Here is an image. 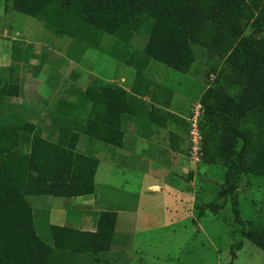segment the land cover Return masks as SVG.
<instances>
[{"label":"trees","instance_id":"16d2710c","mask_svg":"<svg viewBox=\"0 0 264 264\" xmlns=\"http://www.w3.org/2000/svg\"><path fill=\"white\" fill-rule=\"evenodd\" d=\"M15 6L19 13L44 21L55 35L89 47L98 45L104 34L127 39L136 31L154 47L143 54L148 60L182 73L191 66L194 45L218 56L223 64L213 72L240 92L232 96L223 88H209L200 99L202 161L226 174L219 194L197 209L201 218L229 209L232 237L237 233L264 252V216L245 220L237 195L243 176L264 178V0H15ZM249 23L257 24L261 34L245 36ZM14 72L9 70L6 80L1 71L0 107L6 97L19 96ZM157 92L141 83L130 91L110 84L93 88L87 96L100 108L96 118L76 127L81 133L63 129L58 143L34 134L21 119L19 125L0 129V264H91L90 255L106 257L115 237L116 212H102L96 232L52 226L48 243L37 234L32 203L39 197L95 193L100 161L77 152L81 134L122 148L124 116L133 121L141 116L144 128L149 122L165 127L180 120L157 109V103L163 108L169 104L159 102ZM142 95H151L156 103L150 112L138 101ZM24 143L30 145L26 154L19 151ZM242 248L243 242L232 248L231 264ZM98 258L94 262L100 263Z\"/></svg>","mask_w":264,"mask_h":264},{"label":"rangeland","instance_id":"374dc122","mask_svg":"<svg viewBox=\"0 0 264 264\" xmlns=\"http://www.w3.org/2000/svg\"><path fill=\"white\" fill-rule=\"evenodd\" d=\"M255 32L261 34L257 31V24L249 23L245 36ZM152 47L136 31L127 39L104 34L98 45L89 47L67 35H55L39 18L19 13L15 0H0V75L4 70L5 79L10 80L12 73L10 75L9 70L15 71L13 84L20 88L19 96L6 97L2 101L0 129L19 125L18 119H21L33 127L34 134L58 143L63 129L81 133L76 127H83L96 118L100 108L87 96L93 88L110 84L130 91L141 83L150 91L157 90L159 102H168L165 107L178 112L182 121L169 129L180 135L183 165L187 169L185 172L180 169L179 175L170 174L167 161H151L145 143L142 146L144 160H140L141 165L137 164L135 158L140 149L137 143L140 136L141 142L144 140L145 130H150V127L144 129L140 126L141 116L134 121L124 116L121 127L125 135L124 150L81 134L77 152L99 158L101 162L95 180V193L84 197L89 199L87 205L91 212L87 221L97 228L99 212H127L120 214L124 216H120L116 233H120L119 227H123L128 234H116L106 257L90 255L89 262L153 264L154 259L159 258L156 264H231L232 248L243 242L242 250L236 251L237 259L233 264H264L262 250L237 233L233 237L230 234L233 218L229 209L219 215L206 212L202 218L197 209L211 203L219 194L226 171L193 158L191 146L199 144L201 135L196 138V143L193 142L190 122L200 108L201 125L204 108L200 99L209 88H223L232 96H237L240 89L219 79L213 71L220 70L223 62L200 46L192 47L193 60L186 73L163 62L148 60L143 54ZM15 56H18V62ZM138 101L145 105L147 112L152 105L155 106L151 95H142ZM159 106L164 107L162 104ZM156 107L167 115L172 114L159 108L158 103ZM151 130L161 131L155 126ZM29 148L30 145L24 143L19 151L26 154ZM124 153H128V157ZM153 186L160 189L152 190ZM177 186L179 190H176ZM237 195L245 220L264 216V178L243 176ZM73 200L76 199H34L37 234L46 242L50 243V228L48 223H41L42 210L55 205L66 211L72 209ZM131 240L136 242L130 243ZM138 249L154 257L144 258ZM97 258L100 263L94 262Z\"/></svg>","mask_w":264,"mask_h":264},{"label":"crops","instance_id":"0c3cea01","mask_svg":"<svg viewBox=\"0 0 264 264\" xmlns=\"http://www.w3.org/2000/svg\"><path fill=\"white\" fill-rule=\"evenodd\" d=\"M158 107L162 108L163 110H168V112L170 111V113L175 114L176 117L179 118L178 112L173 111L169 107H166V108H163L160 106H158ZM162 118H165V117L163 116ZM174 124L175 125L180 124V120L169 121L165 127H159L156 124L150 123V122L147 123L145 128L150 127V130L147 131V129H146L145 130V136H144V138H142L144 140H142V142H141V136H140L139 142L137 143V145L140 147V149L138 148V150H137V157L135 158L136 159L135 161L138 162L137 163L138 165H141L140 160H144L143 159V153L145 151L142 150V146L145 143L146 151H148L151 154V161H153V160L165 161V162L167 161L168 165H169V170H167V171L170 174L172 172V175H176V174L179 175L180 169L184 170V172L186 171L185 168L187 169V166L183 165V162H184L183 161V158H184L183 142H182L178 132L173 131L174 132L173 133L169 129L170 126L174 125ZM153 126L159 127L161 129V131L156 132L155 130H151V128ZM134 144H136V143H134ZM125 147H126V145L124 144V146L122 148H118V149L124 150ZM124 154H126L125 155L126 157H128V155H129L128 153H124ZM98 160L100 161L99 158H98ZM100 164H101V162H100ZM151 189L152 190H155V189L159 190L160 187L159 186H153ZM176 190H179L178 186L176 187ZM75 199H76L75 201L73 200L72 209L68 208V209H66V211L64 209L60 210V208H57L55 205L52 207H46L45 209H43L41 212V217H40V219L42 221L41 223H44V225H47V223H48L49 228L52 226H59V227L73 228V229H76V230H79L82 232H96L97 228H93V225L91 226L92 223L87 221L88 218L91 216V212L89 210V205H87L89 202V199L87 197L86 198H84V197L80 198L79 197V198H75ZM181 203H183L182 199H181ZM92 211L95 212L94 210H92ZM102 212H107V211L99 212L98 218ZM95 213H97V212H95ZM116 213H117V223H116V229H117V227L120 226L119 225L120 216L123 217L127 212H120V213L116 212ZM121 213H123L124 215L123 216L120 215ZM34 218H35V222H36L37 215H36L35 211H34ZM36 226L38 227L37 222H36ZM81 227H85V228L88 227V229H83ZM119 228H120L119 229L120 233H118V231L116 233V230H115V236H116V234H117V236L128 234L127 233L128 231H126L125 228H123V227H119ZM127 236H126V238H127ZM114 240H115V237H114ZM122 240H124V239H122ZM132 242L134 243L136 241L131 240L130 243H132ZM113 243H114V241H113ZM138 252L141 253L144 256V258L154 257L149 252L140 251L139 249H138ZM158 259H154V261L152 263L156 264V262H158Z\"/></svg>","mask_w":264,"mask_h":264},{"label":"built area","instance_id":"2783aa9c","mask_svg":"<svg viewBox=\"0 0 264 264\" xmlns=\"http://www.w3.org/2000/svg\"><path fill=\"white\" fill-rule=\"evenodd\" d=\"M200 112L201 109H198V115L195 117H192L191 120V125L189 127V131H190V136L194 137L193 142L196 140V138L198 137V135H201V139L199 144H196L195 146H191V155L193 156V158L197 161V162H201L202 158H203V142L204 139L202 137V134L200 132V125H199V116H200ZM196 143V141H195Z\"/></svg>","mask_w":264,"mask_h":264}]
</instances>
